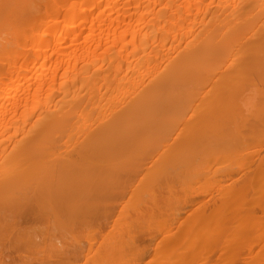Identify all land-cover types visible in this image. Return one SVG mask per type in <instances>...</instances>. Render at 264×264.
<instances>
[{
    "label": "bare ground",
    "instance_id": "bare-ground-1",
    "mask_svg": "<svg viewBox=\"0 0 264 264\" xmlns=\"http://www.w3.org/2000/svg\"><path fill=\"white\" fill-rule=\"evenodd\" d=\"M0 242L264 264V0H0Z\"/></svg>",
    "mask_w": 264,
    "mask_h": 264
},
{
    "label": "rangeland",
    "instance_id": "rangeland-1",
    "mask_svg": "<svg viewBox=\"0 0 264 264\" xmlns=\"http://www.w3.org/2000/svg\"><path fill=\"white\" fill-rule=\"evenodd\" d=\"M3 241H4V240H3ZM3 241H2V242H3ZM0 243H1V242H0ZM8 262H9V263H10V262H13V259L9 260Z\"/></svg>",
    "mask_w": 264,
    "mask_h": 264
}]
</instances>
